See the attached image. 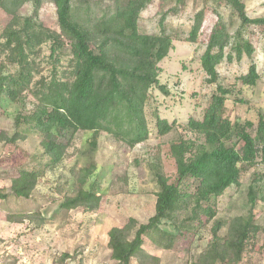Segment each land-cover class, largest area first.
<instances>
[{"label":"trees","instance_id":"trees-1","mask_svg":"<svg viewBox=\"0 0 264 264\" xmlns=\"http://www.w3.org/2000/svg\"><path fill=\"white\" fill-rule=\"evenodd\" d=\"M207 4L210 0H204ZM238 16L240 25L232 33L233 21L219 14L209 30L206 51L201 57L203 70L209 84L216 85L211 101L201 120L190 119L187 130L203 137L198 140L180 138L170 146L176 164L174 178L162 171L160 164L152 165L158 186L155 214L148 222L140 224L130 218L123 226L109 231V248L118 264H131L134 258L143 262L155 259L146 253L147 238H152L163 249H174L177 241L188 238L198 225L212 227V240L199 256L197 264H241L250 242L264 233L255 210L259 193L264 208L263 189L251 185L248 194L250 209L246 215L231 221L216 220L217 201L231 187H240L241 178L248 167H264V116L258 122L241 123L232 119L227 103L232 91L218 84V66L226 59L241 61L252 58L256 48L244 34L255 26L264 30V17L251 18L243 0H218ZM49 2L56 8L58 30L51 29L39 20V11ZM155 0H0V15L9 17L0 41V110L4 100L25 104L27 93L35 99L33 109L20 112L15 118L12 136L3 133L0 140L6 144L24 141L35 134L47 163L43 168L18 167L12 179L11 194L30 199L47 169L60 165L68 156L76 134L93 132L86 154L96 152L101 133H107L130 148L149 140L151 129L147 105L151 90L160 84V64L175 48L174 37L167 34L168 15L177 14L185 0H176L173 8L164 13L160 21V34L140 30L142 13ZM34 6L33 16H23L21 9ZM208 7L194 17L189 43H198ZM51 45V59L60 63L65 50L69 60L63 76L57 67L53 75L35 81L39 73L38 58L44 45ZM228 50V52H227ZM8 65L14 72L6 73ZM261 76L255 63L249 72L239 77L243 86H255ZM159 136H165L175 125L155 113ZM91 153V154H90ZM97 171L95 161L82 167L77 175V189L68 196L62 208L96 210L102 197L85 188ZM264 182V175L261 177ZM6 189H0V199L8 198ZM9 215V220L19 221L35 217ZM206 218L205 220L203 219ZM167 222L174 232L163 228ZM227 228L224 235L222 230ZM264 250V240L262 244ZM69 258V255H64ZM157 260V259H156Z\"/></svg>","mask_w":264,"mask_h":264},{"label":"rangeland","instance_id":"rangeland-1","mask_svg":"<svg viewBox=\"0 0 264 264\" xmlns=\"http://www.w3.org/2000/svg\"><path fill=\"white\" fill-rule=\"evenodd\" d=\"M251 18L264 17V0H243ZM176 0H155L142 13L140 30L148 34H160V21ZM208 7L204 29L198 43L186 42L195 15ZM25 17L34 15V6L27 4L21 9ZM219 14L226 21H233L232 33L238 29L240 20L237 14L218 0H185V6L177 14L168 15L165 23L167 34L174 37L175 48L160 64V84L167 87L165 94L158 87L151 90L147 105L151 134L148 141L130 148L117 142L107 133H101L99 144L92 157L86 154L93 132L80 131L76 134L68 156L53 169H47L30 199L18 198L11 194L12 179L18 167L43 168L47 158L43 155L41 139L31 134L24 141L6 144L0 140V189H6L8 198L0 199V264H118L112 258L109 248V231L123 227L130 218L140 224L148 222L155 214L156 193L152 165L160 164L162 171L174 178L176 164L170 154V146L180 138L198 140L203 137L187 130L190 119L201 120L208 107L216 85L209 84L203 70L201 57L206 51L209 30L216 23ZM9 17L0 15L1 34ZM39 20L45 26L58 30L56 8L46 2L39 11ZM244 34L254 44L256 51L252 58L244 56L241 61L229 62L226 59L218 66V84L232 91L227 103L232 119L241 123L258 122L259 115L264 116V30L252 26ZM228 52V50H227ZM71 55L69 49L55 65L51 59V45L42 47L38 63L39 73L35 81L49 79L57 67L59 76H63ZM5 63L0 58V65ZM255 63L260 80L255 86H243L239 77L249 72ZM8 65L6 73L14 72ZM25 104L4 100L0 110V136L5 133L12 136L15 132V118L22 112L33 109L36 99L27 93ZM162 119L175 125V129L165 136H159L156 128L155 113ZM91 154V153H90ZM95 161L97 171L90 177L85 188L102 197L96 210L78 208L66 210L62 203L77 189V175L82 167ZM264 175L262 165L248 167L241 178L240 187L229 188L217 201L216 220L231 221L234 217L246 215L250 209L248 194L251 185L257 190L263 189ZM258 197H262L259 193ZM255 210L257 221L264 226V208L261 199ZM9 215L34 216L19 221L9 220ZM205 220L206 218L203 217ZM215 220L206 225H198L188 238L177 241L174 249L159 247L152 238L145 243L146 253L155 259L134 258L131 264H197L199 256L207 249L212 240V227ZM163 228L174 232L167 222ZM227 228L221 232L224 235ZM264 233L250 242L241 264H264L262 244ZM69 258H64V255ZM157 259V260H156Z\"/></svg>","mask_w":264,"mask_h":264}]
</instances>
